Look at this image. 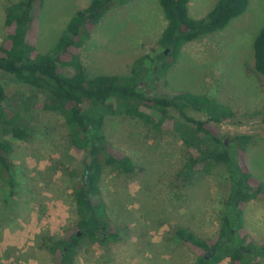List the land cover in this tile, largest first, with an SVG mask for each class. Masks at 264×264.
I'll return each mask as SVG.
<instances>
[{
    "label": "rangeland",
    "instance_id": "rangeland-1",
    "mask_svg": "<svg viewBox=\"0 0 264 264\" xmlns=\"http://www.w3.org/2000/svg\"><path fill=\"white\" fill-rule=\"evenodd\" d=\"M18 1L0 0V45L6 35L5 8ZM91 1L43 0L36 7L38 49L51 51L75 13ZM217 2L191 0V15L202 19ZM165 27L160 0H125L99 20L80 51L81 61L92 76H131L135 68L139 78L151 80L147 89L153 95L187 91L231 107L235 118L213 126L224 137L252 136L247 163L264 182V78L254 71V41L264 27V0H249L245 13L226 28L184 45L177 60H164L170 68L159 72V64L148 59L162 52L157 42ZM143 57L147 61L135 66ZM0 79L7 87L9 107L20 105L23 123L31 130L30 140L13 145L14 191L0 180V264H55L57 254L51 252L49 240L76 230L81 218L74 187L83 178L85 154L71 146L64 118L42 110V94L6 73L0 72ZM189 116L207 121L202 113L192 111ZM104 132L109 151L128 155L137 170L130 176L103 169L99 187L110 230L118 239L107 246L84 243L75 264H196L201 251L181 240L176 229L189 228L215 241L229 191L225 167L198 169L184 180L178 173L187 150L179 135L111 115ZM245 215L247 232L255 242H264V193L246 204ZM219 264L232 263L225 258Z\"/></svg>",
    "mask_w": 264,
    "mask_h": 264
},
{
    "label": "trees",
    "instance_id": "trees-1",
    "mask_svg": "<svg viewBox=\"0 0 264 264\" xmlns=\"http://www.w3.org/2000/svg\"><path fill=\"white\" fill-rule=\"evenodd\" d=\"M124 1L92 0L87 8L75 13L55 47L47 53L37 47L36 7L43 0H21L5 8L6 35L0 45V72L42 94V110L64 118L71 146L85 154L81 163L83 178L74 187L81 218L76 230L49 240L51 252L57 254L55 264H75L78 250L86 242L107 246L118 239L110 230L100 178L105 167L130 176L137 169L128 155L117 156L109 151L104 128L110 115L139 119L160 131L179 135L187 150L186 163L178 173L184 180L198 169L209 172L218 165L225 167L229 191L223 200L215 241L204 240L189 228L176 229L181 240L201 251L196 264H219L225 258L232 264H264V242H255L245 224L246 204L264 193V182L253 175L247 163L252 136L224 137L213 126L234 119V110L215 99L187 91L153 95L147 89L151 80L139 78L135 68L131 76H92L82 63L80 51L99 20L111 7ZM160 5L166 20L157 42L162 52L153 58H139L135 66L148 59L159 64V72H164L171 66L164 60H177L184 45L226 28L245 13L249 0H218L202 19L191 15V0H160ZM254 59V71L264 78V27L254 41ZM150 71L159 75L154 67ZM192 111L204 114L207 121L190 117ZM22 113L20 105L9 107L7 87L0 79V180L12 191L16 185L11 159L14 142L31 138ZM260 114L264 119V109Z\"/></svg>",
    "mask_w": 264,
    "mask_h": 264
},
{
    "label": "water",
    "instance_id": "water-1",
    "mask_svg": "<svg viewBox=\"0 0 264 264\" xmlns=\"http://www.w3.org/2000/svg\"><path fill=\"white\" fill-rule=\"evenodd\" d=\"M167 53V52H166Z\"/></svg>",
    "mask_w": 264,
    "mask_h": 264
}]
</instances>
